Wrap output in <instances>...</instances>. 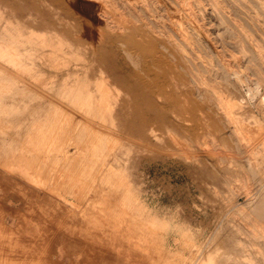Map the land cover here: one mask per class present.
<instances>
[{
	"label": "rangeland",
	"instance_id": "1",
	"mask_svg": "<svg viewBox=\"0 0 264 264\" xmlns=\"http://www.w3.org/2000/svg\"><path fill=\"white\" fill-rule=\"evenodd\" d=\"M178 1L0 0L1 264H264V0ZM102 4L161 42L153 86L183 56L204 127L141 85Z\"/></svg>",
	"mask_w": 264,
	"mask_h": 264
},
{
	"label": "bare ground",
	"instance_id": "2",
	"mask_svg": "<svg viewBox=\"0 0 264 264\" xmlns=\"http://www.w3.org/2000/svg\"><path fill=\"white\" fill-rule=\"evenodd\" d=\"M119 1V0H118ZM121 1V0H120ZM176 1H178V0H176ZM117 2V1H116ZM126 2V1H125ZM129 2V1H128ZM131 2V1H130ZM179 2V1H178ZM152 3V2H151ZM180 3V2H179ZM108 4H110V3H108ZM112 4V3H111ZM114 4H116V3H114ZM123 4V3H122ZM135 4H137V3H135ZM106 5H107V3H106ZM106 5H105V7H106ZM113 5V4H112ZM129 5L132 7V5L129 3ZM141 5H143V4H141ZM148 5V4H147ZM108 6V5H107ZM117 6V5H116ZM137 6V5H136ZM149 6V5H148ZM112 7V6H111ZM133 7H135V5L133 6ZM138 7V6H137ZM98 8L99 9H97L98 10V12L96 11V13H97V15L98 16H100L105 22H106V25L108 26V27H110V29L108 30V29H106V31L108 32V33H110V34H112L115 38H116V40H117V44L120 46V48H121V50L123 51V52H125V54H126V56L130 59V61H131V63L134 65V68H136V71H135V69H134V71L135 72H137V69L139 70L140 69V71H139V73H141V75H142V77L140 78V76H139V78H140V80L142 79V83H141V85H143V87L146 89H151L152 87L154 88V91H153V95H154V92H155V94H157V95H159V96H163V97H166V98H168V100H169V104L171 105V107L173 108V110H174V112L178 115H180V114H191V118H190V121H192V123L193 124H195L198 128H202V127H204V125H205V121L206 120H204V117L203 118H201V119H199L198 117H196L195 116V111L196 110H198V108H200L201 110L203 109V105H202V103L203 102H197L195 99H194V96L193 97H191V92H190V85H189V82L187 81V79H186V77L187 76H185L184 74H183V72H181V71H185V61L186 60H184V58H183V56L182 55H180L179 57H178V63H177V66H178V68L179 69H182V70H180V72L179 71H177V70H175V71H172V69L168 66V65H166V64H162V62H160V58H163V57H165L164 56V54L163 53H161L160 51V48H159V51L157 50V51H155L154 49H157V47H156V45H155V43H157L158 42V40L154 37V34L153 35H151V33H150V35L148 34V35H146V34H142L141 35V33H140V35L141 36H139V39H137L138 37L136 36L137 34V31H136V29L134 28V24L132 25V26H129V24H128V26H126V25H124L123 23H122V21H117V20H115L114 18H113V16H112V14H114L113 12H111L110 13V11H108L106 8H104L103 7V4H102V6H98ZM150 8V7H149ZM157 8V7H156ZM133 9V8H132ZM142 9V8H141ZM143 9H144V6H143ZM110 10V9H109ZM138 10V9H137ZM113 11V10H112ZM148 11V10H147ZM146 12V11H145ZM150 12V11H149ZM151 13H152V10H151ZM183 13H185L184 15H186L187 17H190L192 14V11H191V9H189V8H184L183 9ZM117 14V13H116ZM148 14H150V13H148ZM152 15V14H151ZM115 16V15H114ZM150 16V15H149ZM171 16V15H170ZM116 17V16H115ZM116 18H118V17H116ZM151 18V17H150ZM120 20V19H119ZM125 20V19H124ZM147 22V21H146ZM172 23V22H171ZM176 23H178V22H176ZM136 24V23H135ZM180 24V23H179ZM183 24V23H182ZM175 25V24H174ZM159 28V27H158ZM172 29H176L175 31L177 32V35H178V37H179V39H181L182 41L181 42H184L185 44H186V46H187V44H189V41H191V40H193V39H191L190 37H192V35L191 36H189L190 35V33L191 34H193V33H196V28H195V26L191 23V22H189V21H187L186 22V24H185V26L184 27H182V26H180V25H178V24H176L175 25V27L174 28H172ZM186 29H189V31H187ZM159 30V32H161V31H163V30H161V29H158ZM157 30V31H158ZM161 30V31H160ZM100 32V31H99ZM102 32V31H101ZM100 32V33H101ZM147 32V31H146ZM159 32L157 33V34H159ZM190 32V33H189ZM263 32V31H262ZM148 33V32H147ZM156 34V35H157ZM160 35V34H159ZM106 36H108V35H106ZM189 36V37H188ZM205 36H207V35H205ZM109 37V36H108ZM137 37V38H136ZM169 37V36H168ZM113 39V38H112ZM160 39V38H159ZM170 39H172V38H170ZM188 39H191V40H188ZM107 40V39H106ZM167 40H169V39H167ZM166 40V41H167ZM113 41V40H112ZM174 41V40H173ZM173 41H171V42H173ZM145 42H147V43H153L154 45V47H156V48H154V49H151L152 51L154 50L155 52V58L156 59H158L159 61H157V60H155V58H152V59H154L155 60V62H153L152 64H150V65H152L153 67H155L154 69H156V68H158L157 70H160L159 72H158V74H159V82H156V85L155 86H153L152 85V83H154V82H152V80H156L157 79V77H153V76H151V75H153L152 73H150V72H147L148 71V68L146 67V65H145V63H146V61H141L142 59V56H143V54L142 53H144V44H145ZM165 42V41H164ZM111 43V42H110ZM158 43H160L161 44V42H158ZM163 43V42H162ZM168 43V42H167ZM166 43V44H167ZM165 44V43H164ZM164 44H162L161 46V48H166V50H167V48L169 47V44H168V47L166 46V45H164ZM147 45V44H146ZM145 45V46H146ZM190 45V44H189ZM127 46H130L131 48V50H130V52H129V50L127 51V49H126V47ZM148 46V45H147ZM185 46V45H184ZM189 47V46H188ZM175 48V47H174ZM177 48V47H176ZM136 49V50H135ZM148 49V48H147ZM169 49V48H168ZM178 49V48H177ZM177 49H175V50H177ZM181 49V48H180ZM172 50H174V49H171V51ZM182 50H184V48L182 49ZM215 50V49H214ZM169 51V50H168ZM178 51H179V49H178ZM179 52H182V51H179ZM194 52V51H193ZM183 53H185V51L183 52ZM187 53V52H186ZM168 54V53H167ZM184 55V54H183ZM186 55H188V54H186ZM195 55H198V54H195ZM189 56V55H188ZM199 56V55H198ZM153 57V56H152ZM193 57H194V55H193ZM196 57V56H195ZM140 58V59H139ZM149 58V57H148ZM167 58V57H166ZM151 59V58H150ZM189 59H191V58H189ZM233 59V58H232ZM144 60H145V58H144ZM147 60V59H146ZM149 60V59H148ZM148 60H147V62H148ZM154 60H152V61H154ZM188 60V59H187ZM194 60V59H193ZM196 60H197V58H196ZM168 62V61H167ZM197 62H198V60H197ZM225 63V62H224ZM148 64V63H147ZM173 64V63H172ZM171 64V65H172ZM204 65H206V64H204ZM173 66V65H172ZM226 66V65H225ZM152 67V68H153ZM202 68V67H201ZM192 69V68H191ZM227 69V68H226ZM150 71V70H149ZM205 71H207V70H205ZM147 72V73H146ZM134 73V72H133ZM148 73H150V74H148ZM200 73V72H199ZM136 74V73H135ZM189 74V73H188ZM139 75V74H138ZM202 75V74H201ZM137 75H135L133 78H135ZM151 76V77H150ZM113 77V76H112ZM200 77V76H199ZM138 78V77H137ZM138 78V79H139ZM197 78V77H196ZM201 78V77H200ZM204 78V77H203ZM136 79V78H135ZM137 79V80H138ZM202 79V78H201ZM201 79H200V81H201ZM193 80H195V79H193ZM204 81H205V79H203ZM199 81V80H198ZM134 82V81H133ZM196 82V81H195ZM137 84H138V81H137ZM198 84H200V83H198ZM137 86V85H136ZM200 87V86H199ZM152 88V89H153ZM201 88V87H200ZM213 88H215V87H213ZM144 89V90H145ZM152 89H151V91H152ZM210 89V88H209ZM203 90V92H205V94L208 92L206 89H202ZM149 91V90H148ZM210 91V90H209ZM211 93V92H210ZM210 93H208V94H210ZM197 94V93H196ZM204 94V93H203ZM202 94V95H203ZM154 96H156V95H154ZM205 97V96H204ZM213 97L215 98V101L214 102H212V104L211 105H213V106H215L216 108H217V110H221V98L219 97V94L217 93V92H215L214 90H213ZM154 98V100H155V97H153ZM205 98H208L207 96L205 97ZM205 98H203L204 100H205ZM211 101L213 100V99H210ZM206 101V100H205ZM207 102V101H206ZM166 103V102H165ZM198 103H200V104H198ZM159 104H163V103H159ZM166 105V104H165ZM199 105V106H198ZM161 106V108L163 107L164 108V104H163V106L162 105H160ZM169 107V106H168ZM207 108H209L210 109V112L212 111V107H210V106H207ZM199 109V110H200ZM207 118H209V117H207ZM208 123H210V121L208 122ZM194 126V125H193ZM194 130V129H193ZM192 130V131H193ZM200 130H202V129H200ZM197 132V131H196ZM195 135V134H194ZM194 137V136H193ZM195 137H196V135H195ZM194 137V138H195ZM29 178V177H28ZM36 195V194H35ZM20 221V220H19ZM19 221H17L16 223H15V226H18V227H20V226H22V227H24L23 226V224H25L24 222L22 223H20ZM112 226V225H111ZM9 229V228H7V226L5 227V225H4V229ZM38 234V233H37ZM61 238V240H64L65 241V243H67V245H69V244H71V245H74V244H76V243H78V244H80L77 240H74V239H72L71 237H66V236H61L60 237ZM3 240V239H2ZM50 240H49V238L48 237H45L44 239H43V245H46L48 242H49ZM42 242V241H41ZM107 244V243H106ZM50 245V244H49ZM109 245V244H108ZM80 246H81V250H83L82 249V244H80ZM46 247V246H45ZM90 248V247H89ZM102 249V248H101ZM101 249H97L96 247H94V245L92 246V250H94V251H96L98 254L99 253H101L102 251H101ZM32 250V249H31ZM29 251V250H28ZM136 251V250H135ZM134 251V252H135ZM0 252L1 253H5L6 252V249H5V247H4V245H3V243L0 241ZM85 252V251H84ZM106 252V251H105ZM1 253H0V256H2L1 255ZM90 253H91V251H90ZM34 254V253H33ZM78 254V253H77ZM84 254V253H83ZM138 255V254H137ZM140 255V254H139ZM107 256V255H106ZM105 256V257H106ZM113 257V256H112ZM132 257V256H131ZM1 258V257H0ZM3 258L4 257H2V260H3ZM11 258V257H10ZM106 258H108V257H106ZM5 259V258H4ZM142 259V258H141ZM11 260H12V258H11ZM8 261V260H7ZM71 261V260H70ZM9 262V261H8ZM119 262H120V260H119ZM140 262V261H139ZM0 264H1V262H0ZM2 264H3V262H2Z\"/></svg>",
	"mask_w": 264,
	"mask_h": 264
}]
</instances>
